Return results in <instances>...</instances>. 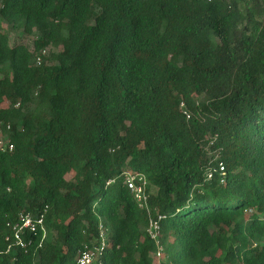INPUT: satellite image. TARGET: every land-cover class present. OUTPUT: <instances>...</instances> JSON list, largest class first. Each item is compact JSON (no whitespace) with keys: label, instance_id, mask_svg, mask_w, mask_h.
I'll return each instance as SVG.
<instances>
[{"label":"trees","instance_id":"obj_1","mask_svg":"<svg viewBox=\"0 0 264 264\" xmlns=\"http://www.w3.org/2000/svg\"><path fill=\"white\" fill-rule=\"evenodd\" d=\"M0 127V264H264V0H0Z\"/></svg>","mask_w":264,"mask_h":264},{"label":"built area","instance_id":"obj_2","mask_svg":"<svg viewBox=\"0 0 264 264\" xmlns=\"http://www.w3.org/2000/svg\"><path fill=\"white\" fill-rule=\"evenodd\" d=\"M45 55L46 51H41L40 56H38L35 61L37 65L41 63V57ZM5 129L9 130L10 126L6 125ZM5 150L11 152L13 150V145L9 142V140L2 136V127H0V151ZM124 184L138 202L139 208H143L147 202V198L144 193L146 185L145 179L141 176L126 174L124 178ZM160 219L161 218L159 217V220ZM6 227L10 231V234L6 237V242L10 244L8 246L7 252L10 251L12 247L20 248L26 251L28 245L31 244V238L40 235L42 241L46 234L43 214L32 216L29 213H20L18 215V219L14 223L8 222ZM158 229L159 227L156 222L150 223L148 233L151 239H156ZM98 241L99 243L97 246L93 248H84L78 257L76 264H94V262L103 255L106 241L105 234L103 230H101V227ZM40 246L41 244L38 245V247Z\"/></svg>","mask_w":264,"mask_h":264},{"label":"rangeland","instance_id":"obj_3","mask_svg":"<svg viewBox=\"0 0 264 264\" xmlns=\"http://www.w3.org/2000/svg\"><path fill=\"white\" fill-rule=\"evenodd\" d=\"M8 34L10 41H14V40L19 41L20 37H17L19 35L17 32H9Z\"/></svg>","mask_w":264,"mask_h":264}]
</instances>
